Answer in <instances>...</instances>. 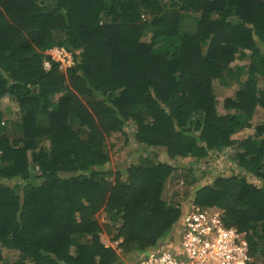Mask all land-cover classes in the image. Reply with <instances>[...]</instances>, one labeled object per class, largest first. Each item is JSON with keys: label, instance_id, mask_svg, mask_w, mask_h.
Instances as JSON below:
<instances>
[{"label": "trees", "instance_id": "16d2710c", "mask_svg": "<svg viewBox=\"0 0 264 264\" xmlns=\"http://www.w3.org/2000/svg\"><path fill=\"white\" fill-rule=\"evenodd\" d=\"M54 45L74 64L63 68ZM261 77L264 0H0V261L127 264L118 248L148 251L183 211L169 178L195 184L193 161L253 126ZM216 81L238 83L225 112ZM10 99L20 129L6 117ZM118 130L137 149L194 160L173 175L180 161L141 156L111 180L106 138ZM234 159L264 181V120ZM194 189L192 203L222 209L247 233L252 264H264V185L238 172ZM97 212L117 247L101 240Z\"/></svg>", "mask_w": 264, "mask_h": 264}, {"label": "rangeland", "instance_id": "374dc122", "mask_svg": "<svg viewBox=\"0 0 264 264\" xmlns=\"http://www.w3.org/2000/svg\"><path fill=\"white\" fill-rule=\"evenodd\" d=\"M194 19H191V22H193ZM146 39H149V35L145 36ZM249 57L245 58H237L233 64H243L245 62L249 61ZM260 85L264 86V77L260 78ZM238 87V83L233 84L232 86H225L218 81L215 82V90L218 96V109L220 112H225L226 109L224 107V99L228 95L234 94L236 88ZM13 102L11 99L8 103V105L5 106H11L12 108L10 110L6 111V114L10 119V124L15 125L17 129H20V124L22 123V114L20 112V108L17 104L11 103ZM5 117V118H6ZM264 120V108L262 106H258L257 111L255 113V116L253 117V126L247 127L237 133H235L233 136L236 138V142L230 146L226 147L223 150L216 151L210 153L203 161L195 162L193 161V164H195V172L194 175L196 176V183L193 185H185L183 183L184 179H176L174 180L173 177L169 178L168 181V188L167 192L173 195V192L178 189L180 192L179 198L182 202V207L187 208L192 204L193 201V193L195 192V187H199L202 183H211L214 178L217 175H224V176H230L231 174L238 173V172H244L247 174V177L249 180L257 182L258 184H263L264 181L257 177L256 175L252 174L251 172H245L242 170L237 164V159H234V156H236L237 149L239 146V141L243 138H246L249 135H252L255 132V125L259 122H262ZM137 126V123H135L132 119H130L127 124L124 126L125 130L133 132ZM136 142L133 140L132 137H128V135L125 132L122 131H113L111 134H109L106 138V147L109 150V153L111 155L110 161L106 163V168H111L113 170V174L109 176L111 180L114 179L115 172L119 166H126L129 160L138 161L141 159V156H153L157 157V159L167 160L171 163H174L176 161H180V166L175 170L174 174H180L185 170V167L190 165L188 164V161L194 160L191 157H178L177 160H173L170 158V156L166 153V150L164 148H159L158 146L155 148L156 152L158 153V156L155 155V153L152 150L145 151L144 146H139L137 149ZM133 148V149H132ZM125 174V173H124ZM171 175V176H173ZM95 216L103 223V230L101 232L100 238L102 241H104L106 244H111L117 247V241L113 240L112 235L115 233L114 226L107 225L105 222V212H97ZM177 225L178 222H175V224L172 226V228L168 231V233L164 236H162V240L157 241L156 245L158 243L164 242L170 237L176 238L177 234ZM1 246L3 248V251L7 253V246L5 243H1ZM135 248L131 249L130 252H124L120 248H118L120 255L122 259L127 262V264L133 263L135 260L140 258L141 251L137 250L138 248L133 246ZM10 259H14L9 257ZM254 260V259H253ZM0 264H14L12 260L9 261H0Z\"/></svg>", "mask_w": 264, "mask_h": 264}, {"label": "built area", "instance_id": "2783aa9c", "mask_svg": "<svg viewBox=\"0 0 264 264\" xmlns=\"http://www.w3.org/2000/svg\"><path fill=\"white\" fill-rule=\"evenodd\" d=\"M47 52L64 67L75 62L72 51L65 46H54ZM45 64L50 67V60ZM177 234L179 244L166 245L170 241L167 239L131 264H252L247 233L227 225L224 211L218 207L193 204L178 221Z\"/></svg>", "mask_w": 264, "mask_h": 264}, {"label": "crops", "instance_id": "0c3cea01", "mask_svg": "<svg viewBox=\"0 0 264 264\" xmlns=\"http://www.w3.org/2000/svg\"><path fill=\"white\" fill-rule=\"evenodd\" d=\"M192 205H193V203H192ZM191 205V206H192ZM189 211V209L187 210V208H183V211L181 212V215L179 216V218L182 216V215H184V213L185 212H188ZM179 240H180V237H176V239H175V242H176V244H179ZM164 244H166V245H173V242H171V241H169V242H166V243H164ZM153 246H156V244H154V245H152L150 248H152ZM146 252V251H145ZM144 252H142L141 253V255L143 254Z\"/></svg>", "mask_w": 264, "mask_h": 264}, {"label": "clouds", "instance_id": "9594fccd", "mask_svg": "<svg viewBox=\"0 0 264 264\" xmlns=\"http://www.w3.org/2000/svg\"><path fill=\"white\" fill-rule=\"evenodd\" d=\"M54 46H64V45H54ZM54 46H52V47H54ZM52 47H51V48H52ZM49 49H50V48H49ZM49 49H48V50H49ZM62 67H63V68H67V67H64V66H62ZM193 204H194V203H193ZM182 216H183V215H182ZM182 216H181V217H182ZM181 217L179 218V220L181 219ZM179 220H177L176 222H178ZM162 238H163V237H161L160 240H162ZM168 240H170V241H172V242H175V238H173V237L168 238ZM164 242H165V241H164ZM251 255H252V254H251ZM253 259H254V258H253Z\"/></svg>", "mask_w": 264, "mask_h": 264}]
</instances>
